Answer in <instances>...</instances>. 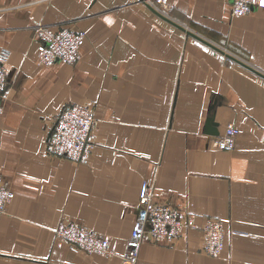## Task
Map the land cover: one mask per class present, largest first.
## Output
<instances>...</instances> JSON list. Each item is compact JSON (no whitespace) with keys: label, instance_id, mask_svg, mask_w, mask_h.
I'll return each mask as SVG.
<instances>
[{"label":"crops","instance_id":"1","mask_svg":"<svg viewBox=\"0 0 264 264\" xmlns=\"http://www.w3.org/2000/svg\"><path fill=\"white\" fill-rule=\"evenodd\" d=\"M165 2L177 24L142 0H0L9 51L0 173L13 191L0 214V264H122L143 181L199 227L221 219L224 235L218 255L203 252L199 229L145 235L135 264H264V76L250 68L264 74V8L231 16L230 0ZM37 23L82 29L79 59L40 65ZM70 103L95 116L86 161L46 149ZM229 123L234 146L218 149ZM61 222L96 231L113 253L60 242Z\"/></svg>","mask_w":264,"mask_h":264},{"label":"built area","instance_id":"2","mask_svg":"<svg viewBox=\"0 0 264 264\" xmlns=\"http://www.w3.org/2000/svg\"><path fill=\"white\" fill-rule=\"evenodd\" d=\"M153 11L169 16V5L165 0H142ZM253 7L264 8V0H230V15L240 16ZM34 34L38 41L37 62L49 66L55 62L73 64L79 59V49L85 32L82 29L51 27L37 23ZM9 51L0 50V112L8 99L9 81L7 64ZM95 116L87 103H70L61 107L53 117L50 133L46 138L49 153L64 155L75 161H86L93 147ZM238 129L229 123L223 132L214 138L218 149L234 146ZM13 198L12 189L4 182L0 173V214L6 213ZM141 213L136 217L130 235L126 240V251L122 264H135L137 250L142 238L148 235L152 240H172L188 229H199L204 253L218 255L222 248L224 228L221 219L207 217L199 227L193 215L181 212L165 203L154 201L150 183L143 181L139 190ZM54 233L60 242H66L88 253L109 255L113 253L109 240L96 231L77 222H61Z\"/></svg>","mask_w":264,"mask_h":264},{"label":"water","instance_id":"3","mask_svg":"<svg viewBox=\"0 0 264 264\" xmlns=\"http://www.w3.org/2000/svg\"><path fill=\"white\" fill-rule=\"evenodd\" d=\"M150 9H151V8H150ZM151 10H152V9H151ZM152 11H153V10H152ZM153 12H155V11H153ZM155 13L158 14V15H160V16H162L164 19H166V20H168V21H170V22H172V23H174V24H177V23H175L174 21H172L170 18H168V17H166V16H163V15L157 13V12H155ZM179 26H180V25H179ZM180 27H181V26H180ZM181 28L183 29V27H181ZM188 32H189L191 35H193L195 38L201 40L202 42H204V43H206V44H208V45L214 47L215 49H219L218 46H216V45L210 43L209 41H207L206 39L200 37L199 35H196L195 33L191 32V31H188ZM226 54H227L228 56H230L231 58L240 61L239 59H237L236 57H234V55H231V54H229V53H226ZM243 64L247 65L246 63H243ZM247 66L250 67L249 65H247ZM250 68L253 69V70H255V71H257V73H259V74H261V75L264 76V74L261 73L260 71H258L257 69H254L253 67H250ZM209 130H210L211 133H217V129H215L214 127H210ZM49 133H50V132H49ZM48 135H49V134H48Z\"/></svg>","mask_w":264,"mask_h":264}]
</instances>
